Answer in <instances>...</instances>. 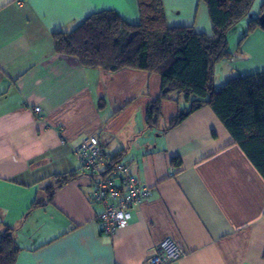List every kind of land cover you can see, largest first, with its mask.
Segmentation results:
<instances>
[{"label": "crops", "instance_id": "obj_1", "mask_svg": "<svg viewBox=\"0 0 264 264\" xmlns=\"http://www.w3.org/2000/svg\"><path fill=\"white\" fill-rule=\"evenodd\" d=\"M161 2L168 26L211 34L202 0ZM103 10L139 18L136 0H0V236L14 229L13 264H147L167 238L185 252L169 264H264V180L212 111L202 107L160 134L145 124L159 77L83 68L54 53L55 32ZM215 74L213 64L219 88ZM221 74L245 75L240 65ZM179 108L165 101L158 126ZM89 136L150 188L112 234L84 176L46 200L55 176L78 172L74 150ZM37 198L42 206L27 213Z\"/></svg>", "mask_w": 264, "mask_h": 264}, {"label": "trees", "instance_id": "obj_2", "mask_svg": "<svg viewBox=\"0 0 264 264\" xmlns=\"http://www.w3.org/2000/svg\"><path fill=\"white\" fill-rule=\"evenodd\" d=\"M202 1L212 25L211 34L195 32L190 26L170 27L161 0H136L137 22H127L112 10L93 13L70 31L55 32L53 51L74 58L83 68L109 73L133 70L159 77V94L145 108L147 128H156L163 134L192 112L208 107L264 180V72L231 77L219 88L212 84L213 64L230 56L227 35L248 15L253 0ZM263 11L264 0L258 15L248 20L247 33L259 28L264 30L258 21ZM181 99L187 103L186 109L179 110L160 128L162 104L179 103ZM119 158V152L112 155L109 172L120 163ZM170 163L178 168L179 156H173ZM83 176L87 178L80 168L77 173L55 176V183L44 189L47 202H52L57 189ZM40 202L41 198H37L27 213L42 206ZM13 234V228H3L0 264L15 262L20 248Z\"/></svg>", "mask_w": 264, "mask_h": 264}, {"label": "built area", "instance_id": "obj_3", "mask_svg": "<svg viewBox=\"0 0 264 264\" xmlns=\"http://www.w3.org/2000/svg\"><path fill=\"white\" fill-rule=\"evenodd\" d=\"M39 110L38 107L33 109L35 113ZM74 154L80 170L90 182L91 202L103 208L99 214L102 230L112 234L116 229L125 228L129 222L130 209L149 197L150 188L130 173L126 165L119 163L109 172L110 156L94 136L85 138L75 148ZM184 255L183 249L167 238L156 246L147 264H169Z\"/></svg>", "mask_w": 264, "mask_h": 264}, {"label": "rangeland", "instance_id": "obj_4", "mask_svg": "<svg viewBox=\"0 0 264 264\" xmlns=\"http://www.w3.org/2000/svg\"><path fill=\"white\" fill-rule=\"evenodd\" d=\"M262 1L263 0H253L248 15L241 19L227 35L230 56L215 63V83H218L220 87L229 79L221 74L222 69L225 67L228 69L232 67L236 69L240 65L245 75L264 72V30L259 28L247 33L248 20L258 15ZM245 33H247L246 36L240 42V38L244 36ZM241 54L246 55L248 60L243 61ZM230 58L231 61L229 60ZM178 104L180 106L179 110L183 108L186 109L187 107V103L182 99ZM175 114H173V116ZM168 122L169 121H162L164 125H167Z\"/></svg>", "mask_w": 264, "mask_h": 264}, {"label": "water", "instance_id": "obj_5", "mask_svg": "<svg viewBox=\"0 0 264 264\" xmlns=\"http://www.w3.org/2000/svg\"><path fill=\"white\" fill-rule=\"evenodd\" d=\"M258 21L260 25L264 28V11L259 14Z\"/></svg>", "mask_w": 264, "mask_h": 264}]
</instances>
